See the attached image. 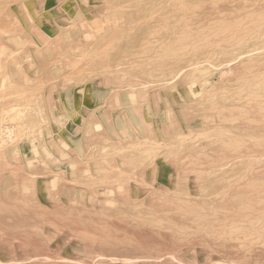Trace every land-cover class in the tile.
<instances>
[{
  "label": "rangeland",
  "instance_id": "rangeland-1",
  "mask_svg": "<svg viewBox=\"0 0 264 264\" xmlns=\"http://www.w3.org/2000/svg\"><path fill=\"white\" fill-rule=\"evenodd\" d=\"M0 264H264V0H0Z\"/></svg>",
  "mask_w": 264,
  "mask_h": 264
},
{
  "label": "bare ground",
  "instance_id": "bare-ground-1",
  "mask_svg": "<svg viewBox=\"0 0 264 264\" xmlns=\"http://www.w3.org/2000/svg\"><path fill=\"white\" fill-rule=\"evenodd\" d=\"M241 43V42H240ZM238 44V43H237ZM237 46V45H236ZM230 48V47H229ZM238 50V49H237ZM235 50H233V51H231V52H234ZM225 52H226V50H225ZM236 52V51H235ZM246 55V54H245ZM240 56H243V55H240ZM85 72V71H84ZM88 72V71H87ZM132 104V103H131ZM133 105H134V103H133ZM130 108V107H129ZM132 109V108H131ZM132 116H134V114L132 115ZM132 116H130V117H132ZM133 118V117H132ZM137 119H139V118H137ZM132 120V119H131ZM136 120V119H135ZM145 128V127H144Z\"/></svg>",
  "mask_w": 264,
  "mask_h": 264
}]
</instances>
